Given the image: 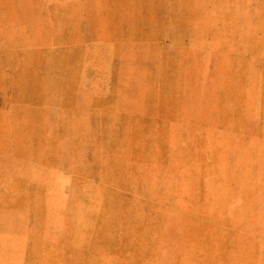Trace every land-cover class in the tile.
I'll list each match as a JSON object with an SVG mask.
<instances>
[{"label": "rangeland", "instance_id": "obj_1", "mask_svg": "<svg viewBox=\"0 0 264 264\" xmlns=\"http://www.w3.org/2000/svg\"><path fill=\"white\" fill-rule=\"evenodd\" d=\"M0 264H264V0H0Z\"/></svg>", "mask_w": 264, "mask_h": 264}]
</instances>
